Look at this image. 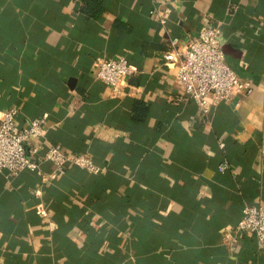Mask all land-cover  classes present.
I'll use <instances>...</instances> for the list:
<instances>
[{
    "label": "crops",
    "instance_id": "obj_1",
    "mask_svg": "<svg viewBox=\"0 0 264 264\" xmlns=\"http://www.w3.org/2000/svg\"><path fill=\"white\" fill-rule=\"evenodd\" d=\"M100 2L93 19L83 0H0V114L45 117L44 147L103 167L0 173V264H264L234 231L244 205L264 206V0ZM202 24L219 26L227 64L252 84L206 116L162 57ZM117 55L133 72L115 91L95 76Z\"/></svg>",
    "mask_w": 264,
    "mask_h": 264
},
{
    "label": "built area",
    "instance_id": "obj_2",
    "mask_svg": "<svg viewBox=\"0 0 264 264\" xmlns=\"http://www.w3.org/2000/svg\"><path fill=\"white\" fill-rule=\"evenodd\" d=\"M166 11L151 8L148 13L158 17L164 25ZM219 37L218 25L202 24L195 36L186 38L182 52L176 49L178 37H173L169 40L168 50L162 54L164 61L176 66L175 82L183 97L193 101L205 116L211 107L220 102H230L233 95H249L252 91L251 81L239 77L227 64ZM96 65V79L115 91L121 78L133 72L122 55L98 58ZM16 114L15 107L0 114V173L4 177L16 178L22 172H36L40 162L50 163L51 176L61 175L69 167L92 174L102 171L103 167L84 153L64 152L58 144L44 147L41 139L45 133V117L33 118L27 126L19 127ZM227 167V163L222 161L217 170L222 172ZM38 207L42 213V206ZM234 231L253 235L257 247L264 254V206L244 205ZM229 236L230 232L226 231L224 237Z\"/></svg>",
    "mask_w": 264,
    "mask_h": 264
},
{
    "label": "trees",
    "instance_id": "obj_3",
    "mask_svg": "<svg viewBox=\"0 0 264 264\" xmlns=\"http://www.w3.org/2000/svg\"><path fill=\"white\" fill-rule=\"evenodd\" d=\"M81 10L83 13H85L88 16H91L93 19H96L103 11L100 0H83ZM115 25L117 26V23H115ZM123 27L126 30L130 29V26H123ZM134 111H135L134 116L142 119L145 113V108L141 103H138L137 105L134 106Z\"/></svg>",
    "mask_w": 264,
    "mask_h": 264
},
{
    "label": "water",
    "instance_id": "obj_4",
    "mask_svg": "<svg viewBox=\"0 0 264 264\" xmlns=\"http://www.w3.org/2000/svg\"><path fill=\"white\" fill-rule=\"evenodd\" d=\"M223 53H227V52L225 51V49H223Z\"/></svg>",
    "mask_w": 264,
    "mask_h": 264
}]
</instances>
